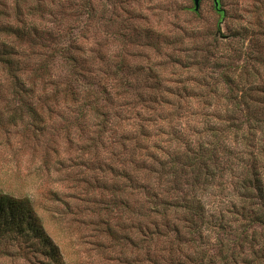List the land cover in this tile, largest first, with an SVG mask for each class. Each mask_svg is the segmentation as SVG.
<instances>
[{"label": "rangeland", "instance_id": "obj_1", "mask_svg": "<svg viewBox=\"0 0 264 264\" xmlns=\"http://www.w3.org/2000/svg\"><path fill=\"white\" fill-rule=\"evenodd\" d=\"M38 2L24 4L21 18L26 28L36 27L39 36L46 39V47L37 46L32 51L26 42L20 50L27 57H35L33 64L51 59L45 74L47 91L54 84L69 81L78 98L40 102L36 109L41 122L27 114L16 126L10 116L17 103L0 101V190L29 195L38 202L46 230L67 264H155L164 256V238L155 237L151 244L143 245L134 229L135 224L139 226V216L144 220L154 213L140 193L128 196L103 187L116 180L125 183L102 168L110 159V133L99 132L94 112L82 107L87 93L83 85H88V80L78 75V69L73 70L69 60L83 50L82 58L91 70L86 76L97 79L93 92H99L98 106L112 113L116 133L111 136L117 139L124 123H133L143 112L138 99L120 97L123 90L133 93L193 86L201 74L190 60L196 47L210 48L215 54L203 74L219 80V73L231 66L239 91L264 86V0H220V11L214 0H202L199 12L194 11L192 0H45L43 10L35 8ZM9 16L8 21L14 23V13ZM3 21L8 22L7 17ZM36 39L39 43V37ZM119 62L123 68L117 67ZM155 76L168 82L157 84ZM127 79L129 85L124 86ZM117 84L122 90H117ZM106 87L112 98L110 105L105 102L108 95L102 93ZM171 104L166 106L171 112L167 122L176 129L202 121L191 114V106L196 104L183 103L180 110ZM254 144L256 155L258 146L264 144L262 129ZM116 162L111 163L119 167ZM261 166L264 176L263 158ZM217 185L206 199L209 214L232 228L214 234L218 240H232L238 224L232 223L235 219L227 212L231 195ZM114 198L127 201L128 207L116 208ZM107 223L114 227L115 238L104 232ZM128 236L131 240L126 239ZM247 238L246 243L238 244L234 262L264 264V226L254 223ZM216 239L210 238V255H217ZM233 249L231 246L230 252ZM7 252L0 255V264H48L43 256L23 255L17 246ZM216 264L225 263L217 258Z\"/></svg>", "mask_w": 264, "mask_h": 264}, {"label": "trees", "instance_id": "obj_2", "mask_svg": "<svg viewBox=\"0 0 264 264\" xmlns=\"http://www.w3.org/2000/svg\"><path fill=\"white\" fill-rule=\"evenodd\" d=\"M28 2L30 0H0V101L17 103L10 116V122L15 126L24 122L27 114L35 122H41L42 116L36 109L40 102L76 101L78 98L69 81L54 84L52 90L47 91L45 74L49 72L51 59L33 64L35 57H27L20 50L26 42L32 51L37 46L46 47L43 45L46 39L39 36L36 27L26 28L21 18L22 7ZM43 5L45 7V0H39L35 8L43 10ZM10 13H14V23L8 21ZM5 17L8 22L3 21ZM36 37H39V43H35ZM194 51L190 60L201 74L193 86L184 85L173 90L160 87L133 93L129 89L123 90L120 97L126 101L127 96L138 99L143 112L133 123H124L123 132L117 139L111 136L116 133L112 113L110 110L106 113L98 106L99 92H93V81L97 79L87 78L91 70L82 58L83 50L79 49L69 63L73 70H79L80 77L88 80V85H83L87 93L82 99V107L94 112L99 132L110 133V159L102 168L125 183L121 185L116 180L107 186L103 182L106 185L103 187L128 196L133 192L140 193L154 213L144 220L139 216V226L135 224L134 229L138 230L143 245L151 244L155 237L164 238V256L155 264H216L217 258L225 264H236L238 244L246 243L254 223L264 226L261 166L264 144L261 148L258 146L259 153H253L257 147L254 144L256 135L260 129L264 131V86L239 91L231 66L219 73V80L203 74L215 54L210 48L196 47ZM117 67L123 68V64L119 62ZM154 79L157 84L167 81L160 76ZM127 84L128 79L124 86ZM120 88L122 90L121 84ZM102 93L108 95L105 102L110 105L112 98L107 87ZM186 102L196 104L191 106V114L202 121L198 119L192 127L176 129L167 122L171 112L166 106L172 103L175 110H180ZM79 112L83 114L82 110ZM52 113L50 109L49 114ZM113 161L119 167L111 163ZM216 184L231 195L227 212L235 219L232 223L238 224L232 240L216 239L220 231L225 232L232 225L214 219L207 208L206 199ZM113 204L118 209L128 207V202L120 198H114ZM39 208L38 202L29 195L0 190V255H6L9 247L17 246L23 255L43 256L48 264H67L60 247L46 230ZM147 219L152 220L147 222ZM113 228L107 223L104 232L115 238L117 233ZM252 235L256 239L255 234ZM211 237L219 245L217 255L207 252ZM126 239L131 240L129 236ZM160 242H157L158 246ZM231 246L233 252H230ZM262 258L260 256V260Z\"/></svg>", "mask_w": 264, "mask_h": 264}, {"label": "water", "instance_id": "obj_3", "mask_svg": "<svg viewBox=\"0 0 264 264\" xmlns=\"http://www.w3.org/2000/svg\"><path fill=\"white\" fill-rule=\"evenodd\" d=\"M194 3V11L199 12L202 0H192ZM214 4L217 10L220 11V0H214Z\"/></svg>", "mask_w": 264, "mask_h": 264}]
</instances>
